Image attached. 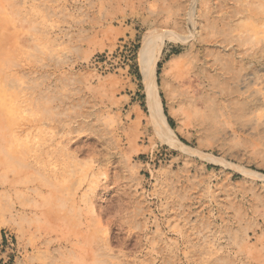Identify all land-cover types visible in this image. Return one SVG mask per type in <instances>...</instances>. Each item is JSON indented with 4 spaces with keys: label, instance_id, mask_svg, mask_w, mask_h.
<instances>
[{
    "label": "rangeland",
    "instance_id": "1",
    "mask_svg": "<svg viewBox=\"0 0 264 264\" xmlns=\"http://www.w3.org/2000/svg\"><path fill=\"white\" fill-rule=\"evenodd\" d=\"M0 233L18 264H264V0H0Z\"/></svg>",
    "mask_w": 264,
    "mask_h": 264
},
{
    "label": "built area",
    "instance_id": "2",
    "mask_svg": "<svg viewBox=\"0 0 264 264\" xmlns=\"http://www.w3.org/2000/svg\"><path fill=\"white\" fill-rule=\"evenodd\" d=\"M138 52V43L134 40H122L114 51L103 52L92 61V65L101 72L117 71L123 66L129 70L134 64ZM19 253L13 236L4 233L0 238V264H12Z\"/></svg>",
    "mask_w": 264,
    "mask_h": 264
},
{
    "label": "bare ground",
    "instance_id": "3",
    "mask_svg": "<svg viewBox=\"0 0 264 264\" xmlns=\"http://www.w3.org/2000/svg\"><path fill=\"white\" fill-rule=\"evenodd\" d=\"M164 21H168V20L165 19ZM143 48H144L143 50L145 53L143 54V58H142V68H143L144 81H145V84H146V87L148 90L149 100H150L155 118L157 120L161 119V120H164L166 122L167 119L165 118V115L163 113L162 104H161L160 100L156 97V94L154 93L155 92V90H154L155 85L154 84H156V82H155V78H156L155 49L153 51L151 50L149 53L146 52V50H148V48H149L146 38L144 41ZM189 73L194 74L195 79H191L189 76H187ZM200 74H201V71H199L198 63H193L192 66L188 70L182 71L178 74V76H177L178 85L180 87L186 86V87H190L193 89L192 86L194 85V83H196V80H200V78H201ZM189 98H191V97H189L188 94H186L185 88H184V90L182 89L179 91L178 99H179L180 104L183 106L185 113L187 115H189L191 113V108H192V102H189V100H192V99H189ZM199 111L197 110L196 112H199ZM160 124H161V122H160ZM166 125L169 127L168 123H166ZM166 125H165V127H166Z\"/></svg>",
    "mask_w": 264,
    "mask_h": 264
},
{
    "label": "crops",
    "instance_id": "4",
    "mask_svg": "<svg viewBox=\"0 0 264 264\" xmlns=\"http://www.w3.org/2000/svg\"><path fill=\"white\" fill-rule=\"evenodd\" d=\"M0 237H1V233H0ZM14 264H18V261H15V263Z\"/></svg>",
    "mask_w": 264,
    "mask_h": 264
},
{
    "label": "trees",
    "instance_id": "5",
    "mask_svg": "<svg viewBox=\"0 0 264 264\" xmlns=\"http://www.w3.org/2000/svg\"><path fill=\"white\" fill-rule=\"evenodd\" d=\"M169 122H171L170 120H169ZM11 263L13 264V262L11 261Z\"/></svg>",
    "mask_w": 264,
    "mask_h": 264
}]
</instances>
